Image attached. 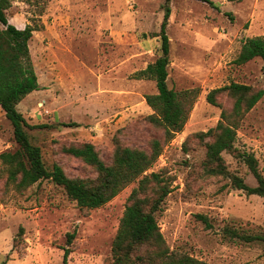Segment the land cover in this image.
<instances>
[{
    "label": "rangeland",
    "instance_id": "1",
    "mask_svg": "<svg viewBox=\"0 0 264 264\" xmlns=\"http://www.w3.org/2000/svg\"><path fill=\"white\" fill-rule=\"evenodd\" d=\"M169 0V87H198L200 93L183 130L162 149L147 172L165 170L171 192L157 214L160 231L171 249L211 264H264V196L229 187L226 177L202 172L205 147L191 134L216 125L231 99L223 93L220 106L206 93L231 82L264 89L260 57L238 65L233 61L246 37L264 36V0ZM6 15L18 28L37 29L29 40L30 59L39 88L17 109L31 125L45 165L63 167L70 177L92 178L94 169L65 152L64 147L91 142L110 161L115 140L147 149L162 130L146 117L144 99L155 93V81L137 79L160 54V30L166 0H10ZM235 146L251 152L264 177V94L236 128ZM17 147L10 121L0 110V152ZM229 173L249 186L257 181L244 162L223 152ZM0 164V169H1ZM1 180V179H0ZM135 183L105 204L81 209L51 179L21 192H3L0 181V264H111V243ZM205 215L211 223L196 215ZM261 238L229 237L223 228ZM22 229V230H20ZM67 244V234L73 233Z\"/></svg>",
    "mask_w": 264,
    "mask_h": 264
},
{
    "label": "trees",
    "instance_id": "2",
    "mask_svg": "<svg viewBox=\"0 0 264 264\" xmlns=\"http://www.w3.org/2000/svg\"><path fill=\"white\" fill-rule=\"evenodd\" d=\"M201 1L217 7L212 0ZM168 2L166 0L160 30L154 34L160 37L161 54L134 75L137 79L155 81L156 92L144 95L145 102L152 110L146 119L154 127L160 128L162 135L153 138L147 149L126 146L115 140L109 162L101 158L91 142L64 147L66 153L80 158L96 172L92 178H80L68 176L63 167L56 163L49 169L43 161L40 147L30 139L27 129L46 125L29 124L17 109V104L39 88L29 54V40L37 28L30 24L17 28L10 23L6 15L10 0H0V110L10 121L17 144L14 149L0 152L3 192L10 188L21 192L35 182L51 179L63 187L78 207L93 209L105 204L129 184L135 183L111 243V264H211L169 247L160 231L157 214L162 211L164 200L171 192V177L165 170L147 172L160 156L163 147L183 130L200 93L198 87L176 90L167 83V67L170 62L169 39L166 34L170 15ZM256 57L264 61L263 35L246 37L233 62L241 65ZM223 93L231 99L230 109L222 108L215 126L191 134L205 147L202 172L206 177H226L229 187L242 190L247 195L264 196V177L258 168L257 158L234 144L240 120L263 96L264 89L231 82L209 90L205 99L212 105L220 106L218 98ZM223 152L244 162L257 185L249 186L240 175L229 173ZM196 216L205 222L207 228L212 226L205 215ZM223 231L229 237L237 236L246 241L261 238L259 235L239 234L229 227H224ZM73 237L74 232L67 234L68 245ZM70 251L69 246L63 248L62 264H67Z\"/></svg>",
    "mask_w": 264,
    "mask_h": 264
},
{
    "label": "crops",
    "instance_id": "3",
    "mask_svg": "<svg viewBox=\"0 0 264 264\" xmlns=\"http://www.w3.org/2000/svg\"><path fill=\"white\" fill-rule=\"evenodd\" d=\"M18 28V27H17Z\"/></svg>",
    "mask_w": 264,
    "mask_h": 264
}]
</instances>
